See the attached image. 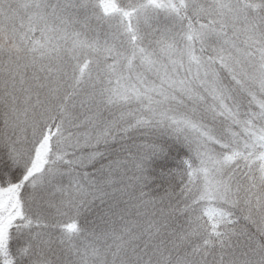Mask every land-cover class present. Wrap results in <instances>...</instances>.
Wrapping results in <instances>:
<instances>
[{
	"label": "snow or ice",
	"instance_id": "snow-or-ice-1",
	"mask_svg": "<svg viewBox=\"0 0 264 264\" xmlns=\"http://www.w3.org/2000/svg\"><path fill=\"white\" fill-rule=\"evenodd\" d=\"M0 264H264V0H0Z\"/></svg>",
	"mask_w": 264,
	"mask_h": 264
}]
</instances>
